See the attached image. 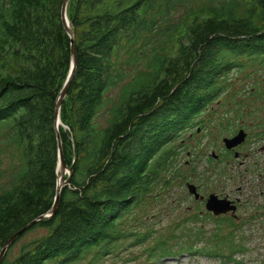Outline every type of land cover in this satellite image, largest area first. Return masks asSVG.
I'll use <instances>...</instances> for the list:
<instances>
[{
	"label": "trees",
	"instance_id": "trees-1",
	"mask_svg": "<svg viewBox=\"0 0 264 264\" xmlns=\"http://www.w3.org/2000/svg\"><path fill=\"white\" fill-rule=\"evenodd\" d=\"M62 2L0 0V141L18 160L0 171V250L54 202L55 102L71 65ZM197 2L69 0L76 68L58 127L69 183L55 214L28 230L44 235L14 258L7 251L1 264H79L88 256L94 264L113 253L128 239L124 218L160 180L161 167H173V143L223 94L221 76L245 60L264 66V0H200L194 10ZM142 46L150 50L147 70L127 82ZM103 114L105 127L97 124Z\"/></svg>",
	"mask_w": 264,
	"mask_h": 264
},
{
	"label": "rangeland",
	"instance_id": "rangeland-1",
	"mask_svg": "<svg viewBox=\"0 0 264 264\" xmlns=\"http://www.w3.org/2000/svg\"><path fill=\"white\" fill-rule=\"evenodd\" d=\"M197 1L194 10L199 8ZM183 15L179 10L174 18L180 20ZM136 54V61L127 66V82L135 70H147L148 46ZM242 64L243 69L221 76L218 83L225 88L221 97L179 135L173 143L176 154L168 158L173 167L167 171L161 167L160 180L124 218L128 223L120 230L125 229L128 239L94 264H264V218H257L264 212V97L257 95L259 90L264 93V66L249 60ZM120 88L109 93L110 100L117 98ZM105 119L103 114L97 124L105 127ZM240 130L246 134L245 142L232 152L226 150L222 140ZM10 152L0 141V171L18 165ZM6 181L5 173L1 182ZM187 185L196 187L199 198L189 194ZM209 195L238 200L240 206L233 216H213L205 209ZM44 233L40 229L25 233L8 250V259ZM135 236L145 239L135 244ZM163 250L171 255L159 258ZM91 260L88 256L79 264H91Z\"/></svg>",
	"mask_w": 264,
	"mask_h": 264
},
{
	"label": "water",
	"instance_id": "water-1",
	"mask_svg": "<svg viewBox=\"0 0 264 264\" xmlns=\"http://www.w3.org/2000/svg\"><path fill=\"white\" fill-rule=\"evenodd\" d=\"M69 0H63L62 6H61V21L62 25L65 29V32L67 33L68 37L70 38V55H71V65L70 70L67 75V78L63 84V87L57 97V100L55 102V111H54V131L56 133V141H57V148H58V164H57V170L59 172L57 183H56V189H55V196H54V202L51 207V209L47 212L46 215H43L27 225H25L23 228L15 232L3 245V247L0 250V264L6 254V252L14 245V243L20 238L21 235H23L25 232H27L31 227L34 226V224L43 218H50L52 217L57 208V204L59 201V195L61 192V189L64 186H67L69 183V177H70V170H68L65 166V163L63 161L62 156V149L60 144V137L58 133V127L60 125V119H59V111L62 105V102L64 98L66 97V94L68 92V88L70 85V82L73 78L75 68H76V53L73 43V32L71 31L69 27V22L66 16V8ZM245 133L240 130L234 137L232 138H225L222 140V143L224 145V148L228 151L235 149L237 146L242 144L245 140ZM213 156V155H212ZM238 154H235V157H237ZM214 157V156H213ZM65 171H68L69 174L66 175L65 178ZM187 190L189 194L193 195L195 199L199 197L196 187L193 185H187ZM205 209L207 212H210L213 214V216H220L227 213H230L232 216L235 214L236 207L233 205L231 201H229L227 198H218L216 195H209L206 203H205Z\"/></svg>",
	"mask_w": 264,
	"mask_h": 264
},
{
	"label": "flooded vegetation",
	"instance_id": "flooded-vegetation-1",
	"mask_svg": "<svg viewBox=\"0 0 264 264\" xmlns=\"http://www.w3.org/2000/svg\"><path fill=\"white\" fill-rule=\"evenodd\" d=\"M232 152V151H231ZM199 198V197H198ZM231 202H234L233 204L236 206V208L238 209V207L240 206V204H239V201L238 200H230ZM261 209H264V206L262 205L261 206ZM261 215H263V216H257V218H264V212H263V214H261Z\"/></svg>",
	"mask_w": 264,
	"mask_h": 264
}]
</instances>
